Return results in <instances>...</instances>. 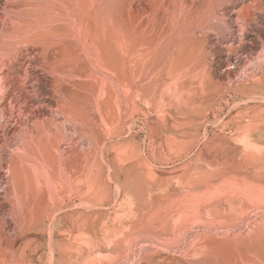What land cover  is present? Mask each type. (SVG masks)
<instances>
[{
  "label": "rangeland",
  "instance_id": "rangeland-1",
  "mask_svg": "<svg viewBox=\"0 0 264 264\" xmlns=\"http://www.w3.org/2000/svg\"><path fill=\"white\" fill-rule=\"evenodd\" d=\"M0 47V264H264V0H0Z\"/></svg>",
  "mask_w": 264,
  "mask_h": 264
},
{
  "label": "bare ground",
  "instance_id": "bare-ground-1",
  "mask_svg": "<svg viewBox=\"0 0 264 264\" xmlns=\"http://www.w3.org/2000/svg\"><path fill=\"white\" fill-rule=\"evenodd\" d=\"M29 2H30V1H29ZM38 2H39V1H38ZM46 2H47V1H46ZM46 2H45V3H46ZM25 3H26V2H25ZM47 3H48V2H47ZM47 3H46V4H47ZM23 4H24V3H23ZM21 6H24V5H21ZM27 6H28V5H26V7H27ZM48 6H49V4H48ZM24 7H25V6H24ZM36 8H37V7H36ZM34 9H35V8H34ZM51 9H52V8H51ZM21 10H22V8H21ZM42 11H43V10H42ZM46 11H47V10H46ZM60 11H61V10H60ZM21 12H22V11H21ZM23 12H25V11H23ZM27 12H28V11H27ZM27 12H26V13H27ZM30 12H31V11H30ZM49 13H50V12H49ZM53 13H54V12H53ZM39 14H40V13H39ZM42 14H43V13H42ZM57 14H58V13H57ZM26 15H27V14H26ZM34 15H35V14H34ZM43 15L45 16V14H43ZM49 16H50V15H49ZM54 16H55V15H54ZM26 17H27V16H26ZM29 17H30V16H29ZM56 17H57V16H56ZM56 17H55V18H56ZM40 18H41V17H40ZM42 19H43V18H42ZM42 19H41V20H42ZM44 19H45V18H44ZM22 20H23V19H22ZM45 20H46V19H45ZM48 20H50V18H49ZM48 20H47V21H48ZM26 21H27V20H26ZM42 21H43V20H42ZM22 22H23V21H22ZM44 22H45V21H44ZM44 22H42V24H43ZM49 22H50V21H49ZM20 23H21V22H20ZM20 23H17V25H15V26H18V24H19V25L23 24V23H21V24H20ZM39 23H40V22H39ZM45 23H47V22H45ZM14 24H15V23H14ZM24 24H26V22H25ZM42 24H41V25H42ZM26 25H27V24H26ZM26 25H23V26H26ZM28 25H29V24H28ZM23 26H21V27H23ZM29 26H30V25H29ZM26 27H27V26H26ZM41 27H42V26H41ZM46 27H47V26H46ZM53 28H54V27H53ZM13 29H14V28H13ZM15 29H17L18 32H19V29H18L17 27H15ZM21 30H22V28H21ZM21 30H20V32H22ZM26 30L29 31L28 28H25V31H26ZM35 30H36V28H35ZM45 30H46V29H45ZM23 31H24V28H23ZM25 31H24V33H25ZM33 31H34V30H33ZM4 32H5V31H4ZM15 32H17V31L13 30L14 35H15ZM18 32H17V34H18ZM30 32H31V30H30ZM2 33H3V32H2ZM22 33H23V32H22ZM22 33H21V34H22ZM49 33H51V32H49ZM4 34H5V33H4ZM17 34H16V35H17ZM30 34H31V33H30ZM37 34H38V31H37ZM55 34H56V33H55ZM5 35H6V34H5ZM9 35H11V34H9ZM19 35H20V34H19ZM22 35H23V34H22ZM25 35H26V34H25ZM43 35H44V34H43ZM50 35H52V34H50ZM1 36H2V35H1ZM12 36H13V34H12ZM28 36H29V35H28ZM33 36H34V35H33ZM33 36H32V37H33ZM38 36H39V35H38ZM52 36H53V35H52ZM52 36H51V37H52ZM4 37H5V36H4ZM8 37H9V36H8ZM16 37H19V36H16ZM22 37H23V36H22ZM25 37H26V36H25ZM34 37H35V36H34ZM34 37H33V38H34ZM43 37H44V36H43ZM59 37H60V36H59ZM14 38H15V37H14ZM47 38H48V37H47ZM6 39H7V38H6ZM26 39H27V38H26ZM35 39H36V38H35ZM42 39H43V38H42ZM8 41H9V40H8ZM18 41H19V40H18ZM22 41H23V40H22ZM30 42H31V40H30ZM5 43H6V42H5ZM26 43H27V42H26ZM62 43H63V42H62ZM9 44H11V43H9ZM32 44H33V43H32ZM65 44H66V43H65ZM67 44H68V43H67ZM11 45H12V44H11ZM29 45H30V43H29ZM45 45H46V44H45ZM12 46H13V45H12ZM61 46H62V45H61ZM4 47H5V46H3V50H5V49L7 50L8 45H7V47H5V48H4ZM9 47H10V46H9ZM20 47H21V46H20ZM31 47H33V46H31ZM35 47H36V46H35ZM49 47H50V46H48V49H49ZM0 48H1V47H0ZM17 48H18V47H17ZM43 48H44V47H43ZM50 48H52V47H50ZM58 48H59V47H58ZM64 48H65V47H64ZM9 49H11V47L8 48V51H10ZM12 49H14V48L12 47ZM61 49H62V47H61ZM6 50H5V51H6ZM18 50H19V49H18ZM20 50H21V48H20ZM51 50H52V49H51ZM51 50H50V52H51ZM63 50H64V49H63ZM1 51H2V50H1ZM40 51L42 52L43 49L40 50ZM47 51H48V50H47ZM50 52H49V53H50ZM0 53H1V52H0ZM21 53H22V52H21ZM42 53H43V52H42ZM47 53H48V52H47ZM51 53H53V52H51ZM51 53H50V54H51ZM40 54H41V53H40ZM40 54H38V55H40ZM50 54H48V55H50ZM69 54H70V53H69ZM19 55H20V53H19ZM35 55H36V54H35ZM3 56H4V55H3ZM29 56H30V55H29ZM40 56H41V55H40ZM44 56H45V55H44ZM34 57H35V56H34ZM36 58H37V57H36ZM58 58H61V56L58 57ZM4 59H5V58H4ZM29 59H30V58H29ZM44 59H45V57H44ZM44 59H43V60H44ZM61 59H62V58H61ZM6 60H7V59H6ZM38 60H39V59H38ZM56 60H57V59H56ZM66 60H67V59H66ZM66 60H65V61H66ZM30 61H31V60H30ZM46 61H47V60H46ZM7 62H8V61H7ZM13 62H14V61H13ZM55 62H56V61H55ZM50 63H51V62H50ZM64 63H65V62H64ZM75 63H76V62H75ZM3 64H4V63H3ZM7 65H8V64H7ZM44 65H45V64H44ZM47 65H48V63H47ZM49 65H50V64H49ZM71 65H74V64H71ZM63 67H64V66H63ZM65 67H66V66H65ZM68 67H69V65H68ZM74 69H75V68H74ZM10 70H11V69H10ZM64 70H65V69H63V71H64ZM67 70H69V69H67ZM72 70H73V69H72ZM70 71H71V70H70ZM60 72H61V70H60ZM50 73H52V72H50ZM78 73H79V72H78ZM53 74H54V72H53ZM26 75H27V74H26ZM0 76H1V75H0ZM62 76H63V75H62ZM1 77H3V76H1ZM59 78H60V77H59ZM57 79H58V78H57ZM0 81H1V80H0ZM2 82H4V81H2ZM61 82H62V81H61ZM7 83H8V82H7ZM4 85H5V84H4ZM59 85H61V84L59 83ZM62 85H63V84H62ZM1 86H2V83H1ZM5 89H6V87L4 88V90H5ZM1 90H2V89H1ZM67 90H68V89H67ZM2 91H3V90H2ZM52 91H53V90H52ZM58 91H59V90H58ZM62 91L65 92L66 90H62ZM6 92H7V91H6ZM64 92H63V93H64ZM74 92L76 93V96H78V95H77V92H76V91H74ZM4 93H5V91H4ZM4 93H3V96H4ZM70 93L72 94V92H70ZM75 93H74V96H75ZM81 93H82V92H81ZM1 94H2V93H1ZM55 94H56V93H55ZM68 94H69V93H68ZM68 94H66L67 97H69ZM78 94H79V92H78ZM80 95H81V94H80ZM62 96H63V95H62ZM71 96H72V95H71ZM0 97H1V95H0ZM59 97H60V94H59ZM80 97H81V96H80ZM2 98H3V97H2ZM10 98H11V97H10ZM64 98H65V97H64ZM64 98H63V99H64ZM78 98H79V97H78ZM65 99H67V98H65ZM81 99H82V98H81ZM1 100H2V99H1ZM56 100H57V99H56ZM68 100L70 101V99H68ZM68 100H67V101H68ZM82 100H83V99H82ZM2 101H3V100H2ZM64 101H65V100H64ZM62 102H63V101H62ZM65 102H66V101H65ZM56 103H57V102H56ZM3 104H4V103H3ZM63 104H64V102H63ZM70 104H71V101H70ZM75 104H76V103H75ZM12 105H13V104H12ZM61 105H62V104H61ZM61 105H60V106H61ZM0 106H1V105H0ZM46 106H49V105H46ZM57 106H58V105H57ZM68 106H69V105H68ZM77 106H78V105H77ZM12 107H13V106H12ZM63 107H64V106H63ZM80 107H82V105H80ZM3 108H4V107H3ZM3 108H2V109H3ZM58 108H59V107H58ZM66 108H67V107H66ZM74 108H75V106H74ZM69 109H70V108H69ZM69 109H67V110L69 111ZM13 110H14V109H13ZM13 110H12V111H13ZM70 110H71V109H70ZM73 110H74V109H73ZM61 111L63 112V109H62ZM83 111H84V110H83ZM69 112H70V111H69ZM73 112H74V111H73ZM78 112H79V111H78ZM1 113L3 114V112H1ZM74 113H75V112H74ZM71 114H72V113H71ZM75 114H76V113H75ZM81 114H82V113H81ZM35 115H36V114H35ZM65 115H67V114H65ZM68 115H69V114H68ZM37 116H38V115H37ZM37 116H36V117H37ZM45 116H46V115H45ZM82 116H84V115H82ZM82 116H81V117H82ZM66 117H67V116H66ZM72 117H73V116H72ZM72 117H69V118H72ZM74 117H76V116L74 115ZM79 117H80V115H79ZM76 118L78 119V117H76ZM76 118H75V119H76ZM20 119H21V118H20ZM51 119H52V118H51ZM51 119L49 118V120H51ZM67 119H68V118H67ZM75 119H74V120H75ZM82 119H83V118H82ZM49 120H47V121H49ZM27 121H28V120H27ZM64 121H65V120H64ZM20 122H22V120H21ZM38 122H39V121H38ZM43 122H46V120L43 121ZM50 122H52V121H50ZM16 123H19V122L17 121ZM43 124H45V123H43ZM22 125H23V122H22ZM22 125H21V126H22ZM27 125H28V122H27ZM36 125H37V124H36ZM38 125H39V124H38ZM46 125H47V123H46ZM46 125H45V127L42 126L43 128H45V130H46ZM50 125H51V124H50ZM19 126H20V125H19ZM29 126H30V125H29ZM40 127H41V126H40ZM47 127H49V126H47ZM51 127H52V126H51ZM20 128H21V127H20ZM23 128H24V126H23ZM23 128H22V129H23ZM26 128H27L26 131H28V127H26ZM30 128H32V126H30ZM30 128H29V129H30ZM49 129H50V128H49ZM49 129H48V131H49ZM31 130H32V129H31ZM45 130H44V131H45ZM50 130H51V129H50ZM5 131H6V130H5ZM7 131H8V130H7ZM17 131H18V130H17ZM19 131H20V130H19ZM23 131H24V130H23ZM44 131H43V132H44ZM14 132H15V130H14ZM37 132H38V131H37ZM39 132H40V131H39ZM54 132H55V130H54ZM54 132H53V133H54ZM3 133H4V131H3ZM24 133H25V131H24ZM45 133L47 134V131H46ZM48 133L50 134L51 132H48ZM55 133H56V132H55ZM55 133H54V134H55ZM58 133H59V132H58ZM34 134H35V133H32V134H26V135H29V136L32 135V139H33V137H34L33 135H34ZM41 134H42V133H41ZM21 135H22V134H21ZM36 135H37V134H36ZM43 135H45V134L43 133ZM43 135H42V136H43ZM51 135H52V134H51ZM55 135H57V134H55ZM17 136H18V135H17ZM24 136H25V134H24ZM29 136H28V137H29ZM46 136L48 137V135H46ZM46 136H45V137H46ZM58 136H59V135H58ZM25 137H26V136H25ZM25 137H24V138H25ZM28 137H27V138H28ZM45 137H44V138H45ZM52 137H55V136H52ZM24 138H23V139H24ZM40 138H41V136H40ZM29 139H30V141H31V137H30ZM29 139H28V140H29ZM45 139H46V138H45ZM55 139H56V138H55ZM28 140L26 139L25 141H28ZM36 140H37V139H36ZM51 140H52V138H51ZM30 141H29V142H30ZM32 141L35 142L34 139H33ZM40 141H41V140H40ZM47 141H48V140H47ZM56 141H57V140H56ZM29 142H28V143H29ZM37 142H38V141H37ZM37 142H36V143H37ZM43 142H44V141H43ZM45 142H46V141H45ZM45 142H44V143H45ZM58 142H59V141H58ZM26 143H27V142H26ZM31 143H32V142H31ZM44 143H43V144H44ZM49 143H50V142H49ZM53 143H54V142H53ZM53 143H51V145H52ZM43 144H42V145H43ZM45 144H46V143H45ZM57 144H58V143H57ZM23 145H24V143H23ZM29 145H30V143H29ZM32 145H35V144L32 143ZM38 145H41V144H40V143L37 144V147L39 148ZM42 145H41V146H42ZM53 146H54V145H53ZM55 146H56V144H55ZM29 147L31 148L32 146H29ZM29 147H28V149H29ZM33 147H34V146H33ZM43 147H44V146H43ZM43 147H42V149H43ZM49 147H50V146H49ZM23 148H24V147H23ZM23 148H21L22 150L20 149V150L22 151V153H23ZM35 148H36V147H35ZM38 148H37V149H38ZM44 148H45V147H44ZM42 149L40 148V150H42ZM25 150H26V149H25ZM38 150H39V149H38ZM43 150H45V149H43ZM43 150H42V152H43ZM50 150L52 151V148H50ZM55 150H56V149H55ZM0 151H1V149H0ZM28 151H29V150H28ZM36 151H37V150H36ZM36 151H34V152H36ZM47 151H48V150H47ZM51 151H50V153H51ZM39 152H40V151H39ZM45 152H46V150L44 151V153H45ZM17 153H18V152H17ZM22 153L20 152V154H22ZM28 153H30V154L32 153V155L34 154L32 151H31V152H28ZM46 153H47V152H46ZM54 153H55V151H54ZM15 154H16V153H15ZM36 154H37V153H36ZM36 154H35V156H36ZM38 154H39V153H38ZM38 154H37V155H38ZM41 154H42V153H41ZM47 154H48V153H47ZM47 154H46V155H47ZM23 155H24V153H23ZM43 155H44V154H42V156H43ZM50 155H52V154H50ZM54 155H55V154H54ZM54 155H52V156H54ZM14 156H15V155H14ZM18 156H19V155H16V157H18ZM20 156H21V155H20ZM28 156H29V155L27 154L26 159L28 158ZM30 156H31V155H30ZM44 156H45V155H44ZM52 156H51V157H52ZM12 157H13V156H12ZM22 157H23V156H22ZM33 157H34V155H33ZM49 157H50V156H49ZM1 158H2V157H1ZM24 158H25V157H23V159H24ZM38 158H39V156H38ZM40 158L42 159V157H40ZM53 158L55 159V157H53ZM12 159H14V158H12ZM19 159H20V158H19ZM26 159H25V160H26ZM43 159H44V158H43ZM49 159H50V158H49ZM20 160H21V159H20ZM31 160H32V159H31ZM33 160H34V159H33ZM39 160H40V159H39ZM39 160H38V161H39ZM51 160H52V159H51ZM13 161H14V160H13ZM13 161H12V162H13ZM28 161H29V160H28ZM35 161H36V160H35ZM35 161H34V163H35ZM42 161H44V160H42ZM54 161H55V160H54ZM0 162H1V161H0ZM16 162H17V160H16ZM45 162H46V161H45ZM50 162H52V161H50ZM1 163H2V162H1ZM17 163L19 164V161H18ZM41 163H42V162H41ZM43 163H44V162H43ZM48 163H49V162H48ZM55 163H56V162H55ZM18 164H17V165H18ZM27 164H28V163H26V165H27ZM31 164H33V163H30V165H31ZM35 164H36V163H35ZM39 164H40V163H39ZM39 164H38V165H39ZM46 164H47V163H46ZM3 165H4V164H3ZM22 165H24V164L22 163ZM33 165H34V164H33ZM4 166H5V165H4ZM12 166H13V165H12ZM14 166H15V163H14ZM27 166H28V165H27ZM27 166H26V167H27ZM36 166H37V164H36ZM36 166H35V168H36ZM39 166H41V164H40ZM43 166H44V164H43ZM43 166H42V167H43ZM50 166H51V164H50ZM52 166H53V165H52ZM21 167H22V166H21ZM28 167H29V166H28ZM31 167H32V166H31ZM45 167L47 168V166H45ZM54 167H55V166H54ZM56 167H57V166H56ZM4 168H5V167H4ZM8 168H9V171H10V167H9V166H8ZM19 168H20V167H19ZM37 168H39V167H37ZM5 169H6V168H5ZM15 169H16V166H15ZM48 169H49V167H48ZM55 169H56V168H55ZM16 170L19 171L18 168H17ZM23 170H24V168H23ZM28 170H29V169H28ZM38 170H40V169H38ZM45 170H46V169H45ZM49 170H51V169H49ZM7 171H8V170H7ZM13 171H14V170H13ZM40 171H41V170H40ZM47 171H48V170H47ZM52 171H53V170H51V172H52ZM10 172H11V171H10ZM48 172H50V171H48ZM14 173H15V172H14ZM14 173H12V174H14ZM19 173H21L20 175H22V176H23V174H24L22 170H20ZM2 174H3V173H2ZM4 174H5V173H4ZM16 174H17V172H16ZM16 174H15V175H16ZM26 176H27V175H26ZM0 178H1V177H0ZM21 178H22V177H21ZM11 179H12V178H11ZM14 179H16V178H14ZM24 179H25V178H24ZM21 182H22V181H21ZM27 182H28V181H27ZM11 184H12V183H11ZM17 185H18V184H17ZM20 186H22V185H20ZM11 187H12V185H11ZM23 187H24V186H23ZM12 191L14 192V190H12ZM17 193H19V192H17ZM21 193H22V192H21ZM11 194H13V193H11ZM19 195H20V194H19ZM21 195H22V194H21ZM13 196H15V195H13ZM15 197H16V196H15ZM20 197H21V196H20ZM20 197H18V198H20ZM17 200H18V199H17ZM1 230H2V229L0 228V231H1ZM3 231H5V230H3ZM3 231L1 232L0 236L2 235ZM4 233H5V232H4ZM3 235H5V234H3ZM3 235H2V236H3ZM19 239H20V238H18V239H16V240L14 241L13 246H16V245L18 244ZM1 241H2V239H1ZM1 241H0V243H1ZM4 243H5V242H4ZM2 244H3V243H2ZM1 246H2V245H1Z\"/></svg>",
  "mask_w": 264,
  "mask_h": 264
}]
</instances>
